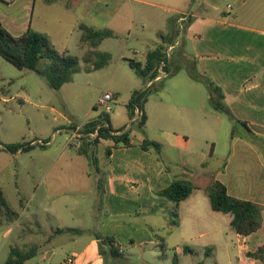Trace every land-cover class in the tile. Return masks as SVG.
<instances>
[{
    "label": "rangeland",
    "instance_id": "rangeland-1",
    "mask_svg": "<svg viewBox=\"0 0 264 264\" xmlns=\"http://www.w3.org/2000/svg\"><path fill=\"white\" fill-rule=\"evenodd\" d=\"M43 1L38 0L34 10L48 9ZM169 1L171 5L175 3L171 7L183 13L195 10L198 6L194 1ZM26 3L27 0H18L10 8L0 5V19L4 15L9 16L5 28L12 35H20L27 28L22 24L31 16V9L27 8ZM229 4L237 11L236 22L245 25L264 24V0H211L212 10H221ZM49 10L66 9L53 6ZM180 12L163 11L154 5H138L135 19L130 17L126 24L127 31L121 33L119 38L106 39L97 48V52H107L105 54L111 57L104 67L97 70L92 67L99 61L98 56L93 54L88 44L81 42V33L74 28L77 14L64 11L48 14L43 29L57 35V51H66L79 58L74 79L61 89L54 90L36 72L19 70L0 56V142L41 145L49 142L48 148L52 146L51 152H55L72 138V132L66 128L69 122L84 124L92 114H107L113 129H123L130 125L135 137L147 138L145 132L138 128L137 122L130 123L127 109L132 93L145 90L148 98L145 106L151 116L149 130L153 135L161 139L174 132L189 136L188 142L182 140L175 148L169 146L168 140L160 142L163 144L160 156L163 162L178 169L182 161H187L193 169L192 176L180 177L191 179L197 186L202 181L200 173L205 172L209 184L220 180L228 186L232 195L249 198L251 192L244 190L242 169L246 166L250 170V165H255L256 155L255 151L247 150L244 162L241 160V149H249L253 145L262 161L264 146L262 143L241 142L239 137L232 136L233 131L238 135L244 134V128L228 114L215 110L211 98L213 91L206 81L209 76H205L202 70L201 36L198 33L203 25L197 18L176 23V19L184 15ZM160 13L172 17L174 22L164 20ZM193 25H197L196 32L189 29ZM164 32L170 33L168 39L172 40L170 45H174L173 50L169 52L168 46L164 52L168 63L171 56H174L173 65L169 66L166 76L157 80L145 79L130 66V61H142L140 63L145 64V53L149 51L145 40L136 36L156 40ZM50 64L49 60H41L38 67L45 70ZM106 92L116 96L110 113L97 107ZM43 150L37 147L20 154L0 151V187L4 189L10 206L19 213L24 211L25 204L29 206L27 215H21L11 223L4 221L0 226V264L6 262L12 248L26 251L36 246L38 257L34 262L38 258L39 264H62L70 253L65 245L55 247L54 254H44L51 241L48 238L52 229L51 222L37 203L30 202L33 187H38L39 195L42 192L43 163L39 154ZM67 150L72 149L67 146ZM226 162L227 167L224 166ZM204 189L197 186L189 200L192 205L189 206L188 201L179 209L185 219L183 227L178 228L171 237L165 236L163 240H158V246L146 247L147 256L151 260L144 264H173L175 254H178V264H250L255 260L246 257L244 252L255 244L256 238L246 240L248 244L244 243L230 226L231 215L211 209ZM260 206L264 225V204ZM195 212L198 220H195ZM201 231L205 233L201 235ZM161 235L164 237V234ZM256 236L260 237L256 243L264 244V231ZM159 243L165 245V250L161 249ZM185 246L191 247L194 253H182ZM207 250L211 252L207 254ZM155 254L158 257H154ZM131 257L134 259L135 255Z\"/></svg>",
    "mask_w": 264,
    "mask_h": 264
},
{
    "label": "crops",
    "instance_id": "crops-1",
    "mask_svg": "<svg viewBox=\"0 0 264 264\" xmlns=\"http://www.w3.org/2000/svg\"><path fill=\"white\" fill-rule=\"evenodd\" d=\"M37 1L27 0L26 5L31 9V16L22 24L27 26L26 30L31 27L37 32L48 35L55 48L57 35L50 34L43 28L48 14H57V11L77 14L74 28L80 33L79 26L85 24L99 30L110 29L115 34L113 39L119 38L121 33L127 31L126 24L130 17L135 19V10L138 5H154L163 11L180 12L175 7H171L175 3L171 5L169 0H68L66 2L58 0L54 3H47L44 0L43 2L49 8L34 10ZM189 1H194L198 6L195 10L180 12L179 14L185 15L184 20H181L182 16H180L176 19V23L197 18L203 25L198 33L201 36L202 70L205 76H209L206 80L208 84L213 83L220 89L217 91L215 87L210 86L213 91L211 98L214 108L216 102L223 103L228 112L226 114L235 120L234 122H240L238 124L244 128V134L238 135L234 132L232 136L239 137L241 142L262 143L264 146V24L245 25L236 22L238 20L237 11L231 4L221 10H212L211 0H205L202 4L203 0H187ZM17 2L18 0L10 3L0 1V5L10 8ZM66 4L70 7L67 8ZM53 6H62L66 10H49ZM228 6L231 8L228 9ZM160 15L164 20L174 22L172 17L163 16L161 13ZM8 17L4 15L0 19L4 27ZM12 23L15 24L14 21ZM174 27L176 28V24ZM196 27L197 25H193L189 29L192 28V31H195ZM169 35V32H164L156 40L143 36L136 37L145 40L149 51L162 47L163 52H166L172 42L168 39ZM172 56L169 66L173 65L174 56ZM144 110L148 117L145 127L148 139L159 143L168 140L169 146L174 148L181 144L182 140L188 142L189 136L186 133L182 136L177 132L169 133L162 139L155 137L149 130L151 116L146 106ZM99 117V114L97 116L92 114L86 123L97 121ZM135 122L130 119L131 124ZM84 124L76 125L69 122L66 128L71 132L81 129ZM123 129L130 131L131 146L129 147L116 146L113 141L105 139H101L96 145L89 144L87 153L93 156L95 164H92L86 155L80 154L76 148H72L70 141L55 152H51L52 146L48 148L49 142L44 145L45 150L39 154L43 163L41 167L42 192L39 195L38 187L35 186L30 197V202L37 203L38 208L47 213L51 222V234L50 237L48 236L51 241L44 254H54L55 247L66 245L70 251L67 258L73 257V264H104L99 253V241L95 238V234H102L115 239L116 245L128 258L126 264L150 263L151 259L147 256L146 247L158 246V240H163L165 236L166 238L171 237L178 228L183 227L185 219L179 209L183 204L188 203L192 195L177 206L160 196L159 192L167 188L174 179H188L180 175L192 176L191 165L187 161H182L178 169L167 166L161 159V154L159 156L155 152H147L141 148L145 136L135 137L130 125ZM67 146L73 151L67 150ZM247 150L255 151L256 155L255 165H250V170H247L246 166L242 169L244 190L251 192V196L238 198L252 200L261 205L264 204V157L261 161L255 147L250 145L249 149L245 147L241 149V160L244 162ZM20 153L22 152L16 154ZM262 155L264 156V153ZM227 165L226 162L224 166L227 167ZM200 179L202 181L197 186L206 188L209 185L207 174L201 172ZM194 186L196 189L197 186ZM191 205L192 201H189V206ZM28 208L29 206L25 204L20 216L27 215ZM176 210L179 215V224L173 225L171 222ZM194 217L195 220L199 219L196 212ZM68 229H78L82 233L75 235L61 231ZM262 231H264V225L257 233ZM204 233L201 231V235ZM257 233L245 239L237 235L247 244V241L256 238L255 244L246 249L244 255L247 251H253L256 247L264 245L256 243L260 238L256 236ZM161 234H164V237ZM159 245L162 250H165L164 244L159 243ZM177 250L179 253V249ZM131 255H135V258L133 259ZM36 257L38 256L28 260L25 264H39L38 258L37 262H34ZM154 257L158 255L155 254ZM250 264L261 263L253 260Z\"/></svg>",
    "mask_w": 264,
    "mask_h": 264
},
{
    "label": "trees",
    "instance_id": "trees-1",
    "mask_svg": "<svg viewBox=\"0 0 264 264\" xmlns=\"http://www.w3.org/2000/svg\"><path fill=\"white\" fill-rule=\"evenodd\" d=\"M3 2H13L14 0H0ZM58 0H46L47 3H54ZM69 8L70 5L66 4ZM81 30V42L88 44L91 47L93 54L98 56L99 61L95 62L93 69H101L111 59L109 54L97 52V48L109 38H115V34L110 29H95L85 24L79 26ZM0 56L6 61L14 65L19 70H31L43 77L48 86L54 90H59L66 83L72 82L79 64V58L71 56L67 53H59L50 37L46 34L37 32L29 27L20 35H12L0 21ZM41 60H49L51 64L45 70L39 69ZM165 61V71L169 73V63L163 52V48L159 47L148 52L145 64L140 62L130 61V66L136 73L147 79L155 80L158 76V67L161 62ZM210 86L217 91L220 89L210 83ZM222 98V96H221ZM148 101L145 90H136L132 93L131 99L127 104L128 114L130 119L135 116V110L138 108L143 111L142 116L137 121L138 128L144 133L148 120L144 107ZM215 109L223 113H228L225 106L221 102L215 103ZM240 123V122H238ZM242 125H245L242 123ZM99 129L97 130V128ZM98 131L97 137L89 141L83 139L82 146L76 148L70 144L72 148L83 155H86L92 164H95L93 156L87 153L89 144L96 145L101 139L111 140L116 146H131V137L129 130H114L110 123V118L107 114H102L97 121L86 123L82 126L81 131L84 134ZM234 133V131H233ZM232 133V134H233ZM0 151L4 150L12 154L18 152L26 153L34 148H43L44 145L39 143H13L3 144L0 142ZM162 144L154 140L145 138L141 143V148L144 151L155 152L156 155L161 154ZM226 165V163L224 164ZM195 190V186L188 179H174L172 183L159 192L160 196L165 197L177 206L188 199ZM205 192L209 198L211 209L215 212L229 214L232 219L230 226L232 230L242 239L248 238L257 233L262 228V208L259 204L252 200L241 199L229 193L228 187L219 180L212 181L206 188ZM20 217V213L14 210L6 197L4 190L0 187V226L4 221L14 222ZM173 225L179 224V215L177 210L173 213ZM62 232H70L79 235L82 231L78 229L61 230ZM95 238L99 241V253L104 264H126L127 256L116 245V241L111 236L95 234ZM163 248V246H162ZM37 247L33 246L26 251H21L18 248H12L8 258L3 264H25L28 260L37 256ZM185 254H193L194 250L185 246L183 248ZM207 250V254L210 253ZM246 257L258 260L264 264V245L256 247L253 251H247ZM179 258L177 254L173 257V264H178Z\"/></svg>",
    "mask_w": 264,
    "mask_h": 264
},
{
    "label": "built area",
    "instance_id": "built-area-1",
    "mask_svg": "<svg viewBox=\"0 0 264 264\" xmlns=\"http://www.w3.org/2000/svg\"><path fill=\"white\" fill-rule=\"evenodd\" d=\"M231 6H228V9H230ZM185 15L182 16L181 20H184ZM174 45H171L168 49L169 52L173 50ZM165 66L166 62L162 61L160 66L158 67V76L155 80L161 78L162 76H166L167 72L165 71ZM115 94L111 92H106L103 97L98 101L97 107H102L105 111V113H110L112 112V102L115 100ZM142 116V111L140 109L135 110V116L133 118V122L138 121L139 118ZM99 127L97 128V130ZM94 131L93 133L89 134H84L81 129H75L72 130V138L70 140V144L74 145L76 148H79L82 146L83 139H88L90 138L91 140H94L97 135L98 131ZM74 263V258L73 257H68L67 259L64 260L63 264H73Z\"/></svg>",
    "mask_w": 264,
    "mask_h": 264
}]
</instances>
